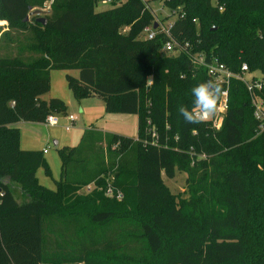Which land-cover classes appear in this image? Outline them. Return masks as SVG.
Returning a JSON list of instances; mask_svg holds the SVG:
<instances>
[{"label": "trees", "instance_id": "obj_1", "mask_svg": "<svg viewBox=\"0 0 264 264\" xmlns=\"http://www.w3.org/2000/svg\"><path fill=\"white\" fill-rule=\"evenodd\" d=\"M47 1L0 0V20L24 24L32 7ZM99 1L54 0L45 25L33 19L29 49L36 55L0 58V264H114V252L133 235L149 246L147 264H264V240L250 237L260 223L250 220L247 185L249 177L264 175V131L246 85L230 80L220 131L189 124L178 111L192 107L194 85L215 80L194 62L196 54L234 72L246 63L264 74V0H165L179 8L170 32L189 43L187 53L166 51L164 33L141 38L155 21L148 1L113 0L97 11ZM52 70L78 71L66 74L76 99L100 96L109 112L137 114L139 126L137 138L87 128L77 146L60 149L55 189L37 176L40 168L50 171L44 151L22 149L14 126L65 114L62 98H44ZM178 167L187 173L188 198L165 184ZM123 174L136 180L134 208L118 181ZM113 180L120 201L104 198ZM110 200L125 209L109 207ZM131 220L140 223L139 233L130 227L119 238L98 230Z\"/></svg>", "mask_w": 264, "mask_h": 264}, {"label": "rangeland", "instance_id": "obj_2", "mask_svg": "<svg viewBox=\"0 0 264 264\" xmlns=\"http://www.w3.org/2000/svg\"><path fill=\"white\" fill-rule=\"evenodd\" d=\"M54 0L45 2L43 6L32 7L28 20L24 24H12L6 19L0 20V58L4 57H30L33 58L36 52L29 49L31 37L33 34V22L34 17L46 18L51 14L52 3ZM148 1V5L151 8L154 15L162 21L165 25L173 22L177 17L179 8H169L163 0H144ZM113 6L112 3L107 0H100L96 7L97 11L109 9ZM39 10L40 12H37ZM177 13L174 14L173 11ZM127 27H123L122 31L126 32ZM70 73L76 76L78 73L75 70H52L51 71V93L58 94L54 97H59L65 100L67 108L65 114H55L60 119V123L57 126H50L47 123H31V122H19L15 126L20 129V141L26 139L31 150L48 152L44 154L49 167V173L44 168H40L37 172L39 182L51 189L56 188V181L61 178L62 172V158L60 149L66 147L77 146L80 143L81 137L87 128L94 127L104 132L123 135L126 137L137 138L138 136V115L137 114H124L109 112L106 109V103L100 96L84 97L80 100L76 99L73 92L68 86L66 80V74ZM256 74H260L256 72ZM50 93L44 97L48 98ZM69 116H77L78 120L71 130H66L65 126L68 124ZM55 142L58 143V147H55ZM187 173L182 171L180 167L176 171L174 178H166L165 184L171 193L176 194L179 198H188L189 189L187 186ZM121 187L128 192V200L130 208H134L136 202V190H135V177L128 174H123L118 179ZM109 185L113 187V196L108 195L107 191L105 197H110L120 201L122 199L115 197V193H123L121 189H117L114 186V180L109 182ZM247 185L250 188L253 201H252V216L250 220H256L260 223V226L255 230L251 229V236L258 234V236L264 240V175L251 176L247 179ZM82 192L87 191L81 189ZM17 194L19 192L17 191ZM109 207L117 209H125L123 204L118 202L109 201ZM84 223L87 222L86 217H82ZM119 223V224H118ZM112 224L111 226L98 227L103 236H110L113 231L121 235L126 236L127 232L132 228V232L139 233L141 231L140 223L136 220L128 221L127 223ZM124 225V226H123ZM131 227V228H130ZM128 228V231H127ZM119 230V231H118ZM48 233V226L46 227ZM129 236V235H128ZM110 238V237H107ZM128 242V246L115 251L117 259L114 264H147L150 259V249L144 240H138L135 235L131 239L122 240V242ZM130 258V261H126ZM45 264H53L47 262ZM57 264H84L82 263H67L61 261ZM112 264V263H111Z\"/></svg>", "mask_w": 264, "mask_h": 264}, {"label": "built area", "instance_id": "obj_3", "mask_svg": "<svg viewBox=\"0 0 264 264\" xmlns=\"http://www.w3.org/2000/svg\"><path fill=\"white\" fill-rule=\"evenodd\" d=\"M107 1L112 3L113 0ZM220 10H223V7H221ZM173 13L176 14L177 11L174 10ZM155 24H157L156 28L154 27ZM172 24L173 22L169 23L168 25H165L155 16V21L151 25H148L143 29L141 38L151 40L154 39L159 33H164L168 37L164 45V49L166 51L173 53L185 51L187 53L189 49V43H181L171 35L170 28L172 27ZM193 58L196 64L202 65L208 69L209 74L214 77L215 81L220 84L226 85V87L224 88V96L220 101L219 112L215 116L208 117L204 122L208 123L215 131H220L222 129L224 118L229 107L228 85L230 83V80L232 78H235L237 80L242 81L246 85L251 97L252 105L254 107V115L260 123V130L264 131V100L260 94V92L264 90V74H256V72H251L249 66L246 63L242 64L238 72H234L228 67H226L225 64L221 63L217 58L207 60L206 57L202 54H196ZM77 120V116H69L68 124L65 126V129L68 131L71 130ZM46 123L50 126H57L60 123V119L57 118V115L52 114L47 117ZM149 124H151L150 121ZM150 134L153 143L156 144L159 141V135L154 125L150 129ZM47 152V150H44V153ZM93 188H95L94 184L89 185L85 189L87 190V192H89ZM113 190V187L109 185L107 189L108 195L113 196ZM116 196L119 199L123 198L122 193H118L116 194Z\"/></svg>", "mask_w": 264, "mask_h": 264}, {"label": "clouds", "instance_id": "obj_4", "mask_svg": "<svg viewBox=\"0 0 264 264\" xmlns=\"http://www.w3.org/2000/svg\"><path fill=\"white\" fill-rule=\"evenodd\" d=\"M152 82L151 79L147 80V84ZM224 93V87L215 80L209 79L200 82L191 89L193 96L192 107L180 105L178 111L185 122L189 124L202 123L208 117L215 116L219 112L220 101Z\"/></svg>", "mask_w": 264, "mask_h": 264}, {"label": "crops", "instance_id": "obj_5", "mask_svg": "<svg viewBox=\"0 0 264 264\" xmlns=\"http://www.w3.org/2000/svg\"><path fill=\"white\" fill-rule=\"evenodd\" d=\"M78 72V71H77ZM76 76H78V73H76ZM50 96L48 97V98H45V99H49V98H51V97H54V96H56V95H58V94H53V93H51V89H50ZM65 101V100H64ZM16 125V124H15ZM14 125V126H15ZM16 127V126H15ZM20 147L22 148V149H25V150H31V149H33V148H31L32 146H30V144L28 143V141L25 139H22L21 141H20ZM44 151V150H43ZM46 154V153H45ZM14 187L15 188H17L16 187V185H14Z\"/></svg>", "mask_w": 264, "mask_h": 264}, {"label": "water", "instance_id": "obj_6", "mask_svg": "<svg viewBox=\"0 0 264 264\" xmlns=\"http://www.w3.org/2000/svg\"><path fill=\"white\" fill-rule=\"evenodd\" d=\"M37 12H40L39 10H37ZM28 20V18H27ZM38 21L40 23H42L43 25H45L47 23V19L46 18H38ZM154 27L156 28L157 27V24L154 25ZM55 147L57 148L58 147V143L55 142ZM9 180V179H8ZM0 191H1V188H0Z\"/></svg>", "mask_w": 264, "mask_h": 264}]
</instances>
